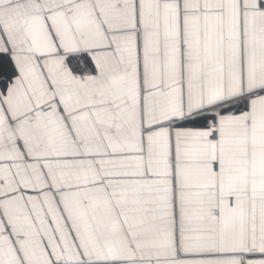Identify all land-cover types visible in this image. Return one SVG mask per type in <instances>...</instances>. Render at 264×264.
Wrapping results in <instances>:
<instances>
[{"label":"snow or ice","instance_id":"obj_1","mask_svg":"<svg viewBox=\"0 0 264 264\" xmlns=\"http://www.w3.org/2000/svg\"><path fill=\"white\" fill-rule=\"evenodd\" d=\"M0 264H264V0H0Z\"/></svg>","mask_w":264,"mask_h":264}]
</instances>
